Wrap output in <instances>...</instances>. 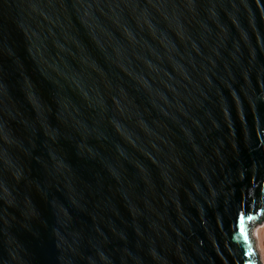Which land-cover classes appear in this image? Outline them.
Segmentation results:
<instances>
[{"label": "water", "instance_id": "1", "mask_svg": "<svg viewBox=\"0 0 264 264\" xmlns=\"http://www.w3.org/2000/svg\"><path fill=\"white\" fill-rule=\"evenodd\" d=\"M263 220L264 0H0V264H260Z\"/></svg>", "mask_w": 264, "mask_h": 264}, {"label": "bare ground", "instance_id": "2", "mask_svg": "<svg viewBox=\"0 0 264 264\" xmlns=\"http://www.w3.org/2000/svg\"><path fill=\"white\" fill-rule=\"evenodd\" d=\"M260 223L253 231V240L259 253V258H261V264H264V223Z\"/></svg>", "mask_w": 264, "mask_h": 264}, {"label": "snow or ice", "instance_id": "3", "mask_svg": "<svg viewBox=\"0 0 264 264\" xmlns=\"http://www.w3.org/2000/svg\"><path fill=\"white\" fill-rule=\"evenodd\" d=\"M245 218H247L248 221H252L254 217L247 215V213H245L244 215L240 217V233L239 234L243 238L245 244L249 246V254L251 255L253 253L251 251L250 241L247 236V229L245 227Z\"/></svg>", "mask_w": 264, "mask_h": 264}, {"label": "rangeland", "instance_id": "4", "mask_svg": "<svg viewBox=\"0 0 264 264\" xmlns=\"http://www.w3.org/2000/svg\"><path fill=\"white\" fill-rule=\"evenodd\" d=\"M262 223H264V220L260 223V224H262ZM259 225V223L253 228V231H254V229L257 227ZM260 256H259V253H258V258H259ZM259 260H260V264H261V258H259Z\"/></svg>", "mask_w": 264, "mask_h": 264}]
</instances>
